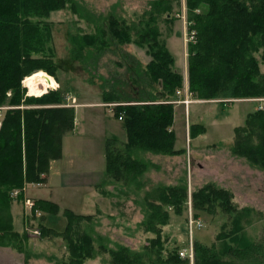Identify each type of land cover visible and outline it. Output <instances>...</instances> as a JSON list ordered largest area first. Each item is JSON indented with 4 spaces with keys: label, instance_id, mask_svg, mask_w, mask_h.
<instances>
[{
    "label": "trees",
    "instance_id": "16d2710c",
    "mask_svg": "<svg viewBox=\"0 0 264 264\" xmlns=\"http://www.w3.org/2000/svg\"><path fill=\"white\" fill-rule=\"evenodd\" d=\"M70 6L80 13L76 0H0V105L8 108L0 120V245H13L24 235L14 230L11 214L12 189L22 190L27 183L42 182V174L48 172L50 160L61 157L62 138L74 129L75 110L61 106L64 97L51 90L41 93L43 87H28L35 96H26L22 81L26 77L49 74L43 80L45 87L57 86V65L48 42L51 23L43 20L51 12ZM188 29L194 31L195 41L188 44V89L195 99L223 101L233 98L264 96V0H186ZM169 5L155 1L147 18L138 24L128 25L113 13L96 25L94 34L73 35L72 55L82 60L85 50L102 53L110 44L135 43L146 48L150 61L142 69L140 62L132 60L126 65L127 82L115 79L112 89L102 93L106 102L126 103L117 105L115 115L122 114L126 141L108 139L105 144L107 179L111 182L135 183L138 188L141 176L147 171L149 161L139 153L179 155L184 151L174 148V103L176 91L183 88V75L174 69L175 58L160 41L158 18L160 15L174 18L167 11ZM169 14V15H168ZM80 16H82L80 14ZM38 54V55H37ZM40 54V55H39ZM41 70V71H40ZM46 73H44V72ZM26 79L24 80L26 83ZM129 82V83H128ZM128 84L139 86L137 95L127 92ZM155 86L158 88L156 89ZM53 88V87H51ZM126 88V89H125ZM10 91V96L7 93ZM41 93V94H40ZM40 94V95H38ZM206 132L205 125H189V136L195 138ZM231 151L238 157L264 171V110L256 109L246 115L244 124L234 128ZM144 217L138 222L146 233L155 234L148 249L132 251L126 246L108 248L109 264H187L178 251L162 254V228L169 223L170 212L181 215L188 197L185 182L175 185H158L145 193ZM23 194L17 197L22 199ZM233 194L213 183H206L192 191L194 216L198 212L212 213L218 206L232 215L231 228L222 226L221 235L238 240L243 227L239 210L232 201ZM34 206L45 213L57 214V204L35 200ZM66 234L70 262L85 264L94 257L93 239L89 235L73 240L71 232L75 222L90 220L92 215L76 214L66 209ZM50 232L42 227V234ZM26 238V237H25ZM241 239V238H240ZM8 240V241H7ZM15 249L21 247L14 246ZM194 264H230L217 256L214 246L195 243ZM20 250V249H19ZM262 250L255 242L242 240L239 246L229 245L226 253L235 260H252ZM231 264H234L233 262Z\"/></svg>",
    "mask_w": 264,
    "mask_h": 264
},
{
    "label": "rangeland",
    "instance_id": "374dc122",
    "mask_svg": "<svg viewBox=\"0 0 264 264\" xmlns=\"http://www.w3.org/2000/svg\"><path fill=\"white\" fill-rule=\"evenodd\" d=\"M76 1L82 8L80 13H75L68 6L63 10L51 12L48 18L43 19L51 23V37L48 46L53 52L57 65L56 82L58 85H50L53 88L45 87L44 85L49 84L43 82L45 80L43 77L42 83L40 82V86L43 87L41 93L45 94L51 90H58L64 97V103L61 106L65 107H72L71 105L75 104L74 98L77 102L95 100L100 102L102 93L112 89L111 84L114 83L115 79L122 83L127 82L128 73L125 68L127 64L130 65L132 60H136L144 69L151 59L146 48L135 43L123 45L114 43L105 46V51L100 55L96 51L89 54L88 50H85L84 58L78 60L72 55L74 46L71 39L73 35L94 34L96 25L100 22L97 18L111 13L118 15L128 25L138 24L147 18L146 13L151 11L152 4L159 0ZM162 1L169 5L167 12L172 15L174 20H167L168 16L164 14L159 16L160 41L167 46L174 56V69L184 75L188 68L189 44L187 41L189 24L186 0ZM261 70L264 72L263 66ZM39 75L43 76V74H38L23 79L22 86L26 89V96H35L29 92V80L31 81V78ZM125 87H127V89L125 88L127 92H133L134 96L137 95L136 93L140 88L130 84ZM155 88L158 87L155 86ZM10 94L9 91L7 95L10 96ZM193 99L201 100L194 97ZM237 100L226 102L227 104H223L222 99L203 100L192 102L188 107L183 104H174L172 125L175 134L174 148L183 149L184 152L172 156L138 152L139 157L152 164L141 176L142 187L138 188L133 182L115 181L103 185L107 193H102L101 200L98 203H92L89 210L86 211L92 215L91 219L75 222L70 235L73 240L85 235L92 237L94 257L86 259L85 264H109L110 255L106 252L108 248L123 245L132 251L148 249L149 241L155 237V234L146 233L142 227H138V222L144 217L143 198L145 193L158 185H175L181 182H185L187 185V202L181 215L170 212L169 223L162 228L161 241L164 256L178 251L179 257L186 259L187 264H194L196 258L195 243H200L209 247L214 246V252L217 256L230 262V264L232 262L234 264H264V171L250 165L246 159L234 155L231 151L234 128L244 124V113L254 107L253 103H239ZM0 107H4L0 115L1 120L4 112L12 106L4 104ZM241 107H247V109L241 112ZM106 121L115 128L114 135L111 136H115L119 141L125 140L124 122L119 121L114 113L108 111H106ZM193 123L205 125L206 132L195 138H190L189 125ZM74 131L73 129V131L65 133L64 136ZM93 131L96 133L97 130L93 129ZM89 135L90 132L86 134L79 132L77 136H72L73 140H70L71 137H67L64 141L66 153L71 154L73 152L72 143L80 144L82 142L87 145L89 144L88 140L92 143L93 134ZM94 142L97 143L96 137ZM206 183H213L218 187L228 189L233 194L232 201L236 207L239 210L245 209L241 215L243 227L239 236L241 239L231 240V238H225L221 235L223 225H226L225 231L231 228L232 215L223 212L218 206L212 213L200 211L198 217L194 216L191 193ZM24 192L26 196H33L35 190L33 191L32 188L28 187ZM17 200L14 199L11 202V214L13 202L21 203ZM73 208L76 213L84 212L81 211L80 207ZM190 208L193 216L200 218L203 222V226L200 229L194 228L192 234L188 224ZM19 211L23 216V221L21 220L22 225L20 221L16 227L24 237L21 241H12L14 246L21 248L19 250L15 249L13 245H0V256L1 253L6 252L5 249H8L9 253L14 252L17 255L18 260L14 261L17 264H22L23 261L24 264L69 263L70 249L65 237L66 234L63 235L67 218L62 213L56 215L41 211L39 216L37 214L36 221H40L42 217H46L50 221L51 219L52 221L59 220L60 222L55 223L57 226L52 227L59 230V234L47 232L45 235L42 233L37 235L32 232L35 224H32L34 222L31 221L35 217L33 216L31 221L28 219L27 222L25 208L21 206L20 209L19 206ZM42 213L43 216H41ZM62 230L63 232H61ZM244 239L260 244L262 250L255 256V259L235 260L226 253L227 247L229 245L239 246ZM181 252L186 254L191 252L192 260L186 256H181ZM0 264L4 263L0 261Z\"/></svg>",
    "mask_w": 264,
    "mask_h": 264
},
{
    "label": "crops",
    "instance_id": "0c3cea01",
    "mask_svg": "<svg viewBox=\"0 0 264 264\" xmlns=\"http://www.w3.org/2000/svg\"><path fill=\"white\" fill-rule=\"evenodd\" d=\"M183 78L185 80L183 90H188V70L184 73ZM182 95L185 97V93H182L180 97H178L180 98V100L182 99ZM189 98L191 100L189 105L192 102L203 101L194 100L192 95H190ZM74 99L75 104L73 105V108L75 110V131L71 134H66L63 137L61 157L50 162L48 172L42 175V182L25 184L24 191L28 187L32 188L33 191L35 190L33 196H26L25 192L23 191L24 198L29 197L34 201L42 199L57 204L60 208V211L56 215H60L61 213L63 214L64 210L66 209H69L76 213L73 207H80L81 211H84L76 214L90 215L86 211L89 210L92 203H98V201L101 200V185L107 179L105 159L106 141L111 138L118 140V138H116L115 136H111L114 135L113 132H115V128L111 127V125H109L106 121V111L115 114L116 110V106H108V104L116 102H106L103 97H101L100 102L98 100L77 102L76 98ZM237 102L253 103L254 108L251 107L253 109H249L248 111H246L244 113L245 117L248 113L257 109L258 106V103L251 98H241L238 99ZM124 104L126 103H120L118 105ZM244 109H247V107H241V112ZM93 129L97 130L96 133L93 131ZM89 130H92L93 132ZM123 130L126 136V130L124 126ZM79 132H84V134L90 132V135L93 134L92 143H90V140H88L89 144L87 145L82 142H80V144L72 143V151L75 153H66V145L64 147L65 139L67 137H71L70 140H73V137L77 136ZM95 137L97 138V143L94 142ZM125 141L126 138L125 140H120L121 143ZM17 201L21 203H19V205L17 204V202H13L12 215L15 230L18 232L19 230L16 226L21 220L23 221V216L19 211V206L20 209L21 206L23 207V199ZM41 216H43V213L41 214ZM37 218L38 217H35L34 220L36 221ZM34 220L31 221L34 222L32 224H35L33 226L39 227L41 233L42 227L49 229L50 233L53 234L59 232V230L52 228L53 226H57V224L55 223L60 222L59 220L52 221L51 219L50 221L46 217H42L40 221L38 220L35 222ZM66 226L67 223L65 225V228ZM61 232H63V230ZM5 250L6 252L1 253L0 261L4 264H17L16 262H14L15 260H18L17 255H15L14 252L9 253L8 249ZM22 264H24V261Z\"/></svg>",
    "mask_w": 264,
    "mask_h": 264
},
{
    "label": "built area",
    "instance_id": "2783aa9c",
    "mask_svg": "<svg viewBox=\"0 0 264 264\" xmlns=\"http://www.w3.org/2000/svg\"><path fill=\"white\" fill-rule=\"evenodd\" d=\"M187 41H195V33H194V31L188 32ZM184 90L178 89L176 91L178 96L181 95L182 93H185V97L183 99L175 101V102L183 103L187 107L189 105L190 101H191L190 98H189L191 93L188 92L187 89H184ZM251 99H253L254 101H256L258 103V106H257L258 109H263L264 110V104H263L264 103V96L263 97H257V98H251ZM73 101H74V99H73ZM113 105H115V104H113V103L108 104V106H113ZM3 108L4 107H0V115H1V112H2ZM119 119H122V116H119ZM19 194H20V190H16L15 189V190H13L11 192V196L12 197H17ZM24 208H25L26 216L31 215L32 211H35L36 213H38V211L34 210V201L32 199H30V198H25L24 199ZM188 224H189V228H190V233L191 234H192L194 228L200 229L203 226V222H202L201 219H197V218L193 217L191 209L189 211ZM32 232L34 234H37V235L40 234V231L37 228H34L32 230ZM180 255L184 256V257L186 256V257L189 258V260H192V253L191 252H188L187 254L184 253V252H181Z\"/></svg>",
    "mask_w": 264,
    "mask_h": 264
},
{
    "label": "bare ground",
    "instance_id": "6f19581e",
    "mask_svg": "<svg viewBox=\"0 0 264 264\" xmlns=\"http://www.w3.org/2000/svg\"><path fill=\"white\" fill-rule=\"evenodd\" d=\"M46 76L47 77L39 75V76L34 77L33 79L31 78V81L29 80V87H36L43 80V77L45 80H49L50 75L47 74Z\"/></svg>",
    "mask_w": 264,
    "mask_h": 264
},
{
    "label": "water",
    "instance_id": "95a60500",
    "mask_svg": "<svg viewBox=\"0 0 264 264\" xmlns=\"http://www.w3.org/2000/svg\"><path fill=\"white\" fill-rule=\"evenodd\" d=\"M1 125V124H0Z\"/></svg>",
    "mask_w": 264,
    "mask_h": 264
}]
</instances>
